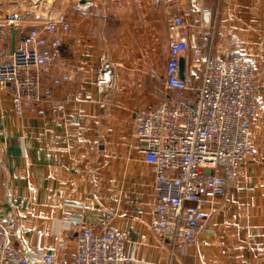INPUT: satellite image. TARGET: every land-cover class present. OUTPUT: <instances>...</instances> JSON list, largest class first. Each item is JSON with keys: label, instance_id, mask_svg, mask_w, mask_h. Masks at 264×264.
Here are the masks:
<instances>
[{"label": "crops", "instance_id": "1", "mask_svg": "<svg viewBox=\"0 0 264 264\" xmlns=\"http://www.w3.org/2000/svg\"><path fill=\"white\" fill-rule=\"evenodd\" d=\"M44 1L22 18L50 11L48 4L42 8ZM24 2L3 0L0 17ZM55 3L53 11L64 7L70 30L59 66L43 83L59 79L54 98L70 101L61 110L39 103L17 117L8 94L0 93V221L14 226L10 246L34 263V247L64 261L75 249L76 234L66 228L64 215H81L85 227L111 214L110 226L126 237L132 264H264V170L257 160L241 165L236 181L207 209L195 243L172 248L149 228L154 174L133 137L135 115L173 96L164 83L170 58L184 59L183 78L199 75L191 50L209 15L214 54L227 59L243 52L255 67L263 106L251 139L264 151V0ZM232 35L237 48L228 44ZM100 56L113 66L105 92L96 86Z\"/></svg>", "mask_w": 264, "mask_h": 264}, {"label": "built area", "instance_id": "2", "mask_svg": "<svg viewBox=\"0 0 264 264\" xmlns=\"http://www.w3.org/2000/svg\"><path fill=\"white\" fill-rule=\"evenodd\" d=\"M205 29L191 50L200 67L195 78H180L178 58L169 59L165 87L173 95L152 110L134 117V149L153 169L154 205L149 223L151 232L172 248L193 245L207 219V209L235 182L241 165L257 160L264 170V151L251 139L255 118L263 104L254 82L255 67L243 52L227 59L213 52V23L203 18ZM24 29L11 40V31ZM70 22L64 7L46 12L37 19L0 17V93H7L15 116L24 109L47 103L61 110L70 101L55 100L51 80L44 85L62 59L65 35ZM232 48L238 38H228ZM113 66L100 56L96 86L105 92L112 84ZM103 106V104H102ZM111 214L102 222L83 226L81 215L66 213L67 229L76 230L75 249L62 260L59 255L39 247L32 253L34 263L10 246L14 226L0 221V264H132L126 237L110 226ZM65 242L58 244L59 253ZM63 255V253H62Z\"/></svg>", "mask_w": 264, "mask_h": 264}, {"label": "water", "instance_id": "3", "mask_svg": "<svg viewBox=\"0 0 264 264\" xmlns=\"http://www.w3.org/2000/svg\"><path fill=\"white\" fill-rule=\"evenodd\" d=\"M3 0H0V3ZM25 2L23 4V7L19 10L14 11L11 15H9L10 18H22L25 15L32 13L34 10L33 5L38 3L40 0H24ZM11 40L14 41V32L11 31ZM183 71H184V59L178 58V75L180 78H183Z\"/></svg>", "mask_w": 264, "mask_h": 264}, {"label": "rangeland", "instance_id": "4", "mask_svg": "<svg viewBox=\"0 0 264 264\" xmlns=\"http://www.w3.org/2000/svg\"><path fill=\"white\" fill-rule=\"evenodd\" d=\"M56 1H57V0H46V1H44L45 3H43L42 8L45 6V4H48V6H49V8H50V11H49V12H52L55 8L59 7V4H56V3H55ZM58 2H59V1H58ZM46 6H47V5H46ZM4 10H5L4 7L0 8V12H1V11L3 12ZM23 31H24V29L17 30V31L15 32V34H14V38H15V39H18L19 37H21Z\"/></svg>", "mask_w": 264, "mask_h": 264}]
</instances>
